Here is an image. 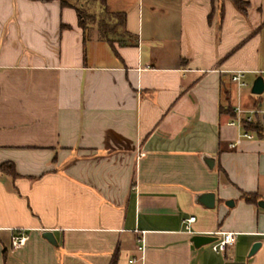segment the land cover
Masks as SVG:
<instances>
[{
  "label": "crops",
  "instance_id": "0c3cea01",
  "mask_svg": "<svg viewBox=\"0 0 264 264\" xmlns=\"http://www.w3.org/2000/svg\"><path fill=\"white\" fill-rule=\"evenodd\" d=\"M240 1L0 0V264H264V137L228 124L264 108V0Z\"/></svg>",
  "mask_w": 264,
  "mask_h": 264
},
{
  "label": "built area",
  "instance_id": "2783aa9c",
  "mask_svg": "<svg viewBox=\"0 0 264 264\" xmlns=\"http://www.w3.org/2000/svg\"><path fill=\"white\" fill-rule=\"evenodd\" d=\"M232 80L236 83L238 89H241L247 86V81L245 79L246 72L242 70H236L231 72ZM234 117L228 122L229 125L237 127L239 130L237 137L232 143V146L235 147L240 144L243 139H252L256 137V132L253 130H248L245 128L246 124L255 123L258 115H264V108H244L241 104H236L233 108ZM195 220V217H190L186 219V223H191ZM189 229V226H187ZM217 240L211 243L212 249L216 253L226 254L228 249L232 247L237 241V232L233 231H224L217 233ZM27 240V236L23 234H15L12 237V247L14 249L21 248ZM140 243L138 249L142 252L144 251V241L139 239ZM135 259H131L130 262H134Z\"/></svg>",
  "mask_w": 264,
  "mask_h": 264
},
{
  "label": "trees",
  "instance_id": "16d2710c",
  "mask_svg": "<svg viewBox=\"0 0 264 264\" xmlns=\"http://www.w3.org/2000/svg\"><path fill=\"white\" fill-rule=\"evenodd\" d=\"M234 2L241 8L242 3L240 0H234ZM79 18H80V24L82 27H86L88 24V21H94V16L88 15L85 10L78 9ZM125 22V14L124 13H112L108 10V8H103V15L99 20V30L100 35L102 38L110 40V36H114L117 34L116 26L117 24L121 25ZM87 30V29H85ZM232 113L234 114L233 110ZM245 128L248 130H253L256 132L258 136L264 137V124L260 120H256L255 123L246 124ZM0 168L7 170L12 175H16L15 169L13 165H6L3 164L0 166ZM244 197L249 202L257 203L259 198L256 196V194H244ZM115 264V260L113 262Z\"/></svg>",
  "mask_w": 264,
  "mask_h": 264
},
{
  "label": "water",
  "instance_id": "95a60500",
  "mask_svg": "<svg viewBox=\"0 0 264 264\" xmlns=\"http://www.w3.org/2000/svg\"><path fill=\"white\" fill-rule=\"evenodd\" d=\"M251 91L254 94L263 93V91H264V78L261 75L258 76L254 80ZM206 161H207L209 166H212V164H214V159H212V158H207ZM197 201L199 203L203 204L204 206H206L207 208H212L215 206V193H213V192L201 193L198 195ZM226 204L232 206L234 204V202L233 201H227ZM258 205L261 206L262 208H264V200H259ZM43 236L45 238H47L50 242L56 244V240L54 239V235L52 232L47 231L43 234ZM217 238L218 237H216L214 235H199L198 234V235H194L191 240L194 243L195 247L199 248L203 245L211 244L212 242L217 240ZM260 246H261V243L256 242L250 251V255L254 254Z\"/></svg>",
  "mask_w": 264,
  "mask_h": 264
},
{
  "label": "rangeland",
  "instance_id": "374dc122",
  "mask_svg": "<svg viewBox=\"0 0 264 264\" xmlns=\"http://www.w3.org/2000/svg\"><path fill=\"white\" fill-rule=\"evenodd\" d=\"M252 82V81H251Z\"/></svg>",
  "mask_w": 264,
  "mask_h": 264
}]
</instances>
